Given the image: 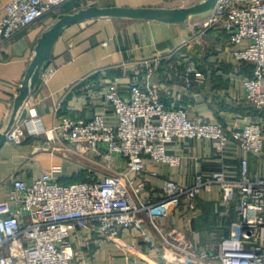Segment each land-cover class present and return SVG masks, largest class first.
I'll return each instance as SVG.
<instances>
[{
  "label": "crops",
  "instance_id": "0c3cea01",
  "mask_svg": "<svg viewBox=\"0 0 264 264\" xmlns=\"http://www.w3.org/2000/svg\"><path fill=\"white\" fill-rule=\"evenodd\" d=\"M196 1H64L0 47V130L8 124L38 37L59 13L91 4L172 7ZM4 5L5 0H0V17ZM248 43L243 39L232 44L221 23L204 27L195 18L187 22L128 17L78 21L68 25L58 38L30 94V113L36 112L46 128L53 127L64 115L89 118L96 113L115 124L118 116L106 103L104 90L110 81L117 80L123 87L122 94L129 96L126 86L136 79L160 86V98L166 106L183 108L191 118L206 117L233 129L260 121L264 135V110L255 109L245 99L243 79L252 72V63L233 54V49ZM188 60L201 74H192L186 81L182 71ZM51 136L48 131H28L19 143L4 142L0 148V200L9 197L14 178L30 183L47 169L57 168L59 180L73 182L88 179L94 172L117 173L127 167L125 162L111 161L108 165L104 157L91 150L80 154L67 149L65 141ZM166 146L182 155V162L174 166L146 157L147 167L157 171L156 175L146 174L147 190L154 197L168 177L190 184L198 173L221 167L238 176L244 157H248L253 173H264V147L247 152L233 140L225 151H220L207 137L185 136L176 137ZM142 178L139 175L136 181ZM236 205L237 200H223L221 187L215 183L211 189L202 190L195 208L169 205L159 218L160 230L145 219L143 227L154 245L144 241L137 228L123 230L118 242L97 233L88 235V228H79L72 235L73 241L80 257L89 264H221L213 247L231 232ZM192 250L207 255H193Z\"/></svg>",
  "mask_w": 264,
  "mask_h": 264
},
{
  "label": "built area",
  "instance_id": "2783aa9c",
  "mask_svg": "<svg viewBox=\"0 0 264 264\" xmlns=\"http://www.w3.org/2000/svg\"><path fill=\"white\" fill-rule=\"evenodd\" d=\"M64 1L5 0L0 47ZM217 23L225 27L232 44L248 39V45L233 49V54L252 63V74L243 79L245 99L255 109L264 110V0H219L202 25ZM182 73L186 81L192 74H201L189 60ZM126 87L129 96L122 94L117 80L104 90L106 103L118 116L115 124L96 113L89 118L64 115L46 128L36 112L30 113L29 95L25 101L28 115L12 124L7 141L19 143L28 131H48L51 138L65 141L67 149L80 154L91 150L108 165L125 162L127 167L117 173L94 172L88 179L73 182L59 180L57 168L45 170L30 183L14 178L9 197L0 200V264H89L78 254L72 236L84 227L88 235L97 233L117 242L123 230L137 228L144 241L154 245L143 227L145 219L160 230L159 218L169 205L195 208L202 190L215 183L220 185L224 201L237 200V215L231 232L213 247L214 255L221 264H264V173H253L248 157L242 158L238 176L221 167L198 173L190 184L168 177L157 197L147 190L146 176L157 174L147 167L146 157L181 164L182 155L166 146L180 136L207 137L220 151L233 140L247 152L260 151L264 147L262 123L250 121L240 129L225 127L206 117L191 118L183 108L166 106L160 98L162 88L155 83L134 79ZM139 175L143 178L136 181ZM191 253L207 255L205 251Z\"/></svg>",
  "mask_w": 264,
  "mask_h": 264
},
{
  "label": "water",
  "instance_id": "95a60500",
  "mask_svg": "<svg viewBox=\"0 0 264 264\" xmlns=\"http://www.w3.org/2000/svg\"><path fill=\"white\" fill-rule=\"evenodd\" d=\"M219 0H199L182 6H127L91 4L72 12H61L52 20L38 37L35 53L30 61L17 94L13 110L4 129L0 130V148L7 139V132L17 120L21 122L28 115L25 101L35 89L45 67L47 66L54 46L64 29L75 22L98 17H128L134 19H153L168 22H187L196 19L202 23L215 9Z\"/></svg>",
  "mask_w": 264,
  "mask_h": 264
},
{
  "label": "trees",
  "instance_id": "16d2710c",
  "mask_svg": "<svg viewBox=\"0 0 264 264\" xmlns=\"http://www.w3.org/2000/svg\"><path fill=\"white\" fill-rule=\"evenodd\" d=\"M253 72V71H252ZM252 72L249 74V75H251L252 74Z\"/></svg>",
  "mask_w": 264,
  "mask_h": 264
}]
</instances>
